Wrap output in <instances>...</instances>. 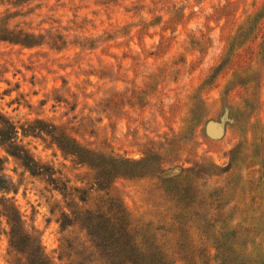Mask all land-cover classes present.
<instances>
[{"label":"rangeland","instance_id":"1","mask_svg":"<svg viewBox=\"0 0 264 264\" xmlns=\"http://www.w3.org/2000/svg\"><path fill=\"white\" fill-rule=\"evenodd\" d=\"M56 127L99 154L61 149ZM103 178L163 241L193 223L214 259L205 224L229 223L264 252V0H0V264H31L19 220L54 264H81L71 187Z\"/></svg>","mask_w":264,"mask_h":264},{"label":"trees","instance_id":"2","mask_svg":"<svg viewBox=\"0 0 264 264\" xmlns=\"http://www.w3.org/2000/svg\"><path fill=\"white\" fill-rule=\"evenodd\" d=\"M9 126L17 135L18 128L13 124ZM54 129L57 132L49 135L61 149L64 150L66 143L71 140L78 144L60 127ZM21 130L23 136L31 135L32 137H37V134L44 132L42 128H36L34 131L38 130L37 133L31 130L26 131L23 128ZM78 146L87 157L99 154L97 149L79 144ZM101 153L110 160L117 159L113 151ZM11 154L20 159L24 167L33 175L45 178V181L53 185L55 189L65 190L68 187L61 182L60 176H55V172L47 164L29 158L27 154L23 156L14 152ZM105 179L101 181L99 179L100 183L96 189L71 187L74 192L81 193L73 195V200L77 199L81 205H76V208L70 212L71 220L62 226L65 228L78 225L81 229L83 237L81 264H214L212 260L216 264H264V252H255L253 246L242 240L244 236L246 239L247 235L252 232L250 228H244L242 233L237 234L229 223L223 226L217 223L205 224L206 228L210 226L211 229L208 232L203 231V235L206 239L210 237L214 239L211 248L214 247L216 250L213 255L214 259H211L206 248L203 250L209 257L200 258L199 254H196V251L202 248L199 245L203 246L205 243L202 240L203 236H198L199 227L193 223L187 226L186 223L177 222L175 225L177 230L183 233L179 235L182 237L180 240L177 238L174 240L171 237L163 241L159 235L158 237L156 233L151 232L152 227L149 225L136 227L121 199L103 186ZM60 185L63 186L60 187ZM254 225L256 226V222L253 223V227ZM9 237L12 246L16 244V240L27 243L29 252L20 251L22 254H28L25 257H30L31 264H54L41 246L40 240L25 230L21 220L11 225ZM181 252L184 254H180ZM22 258L23 256H18L13 264H19Z\"/></svg>","mask_w":264,"mask_h":264}]
</instances>
